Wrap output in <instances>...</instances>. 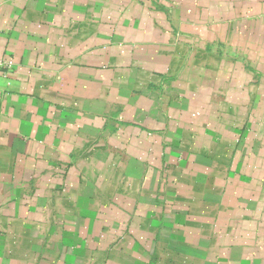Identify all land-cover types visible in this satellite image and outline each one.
I'll list each match as a JSON object with an SVG mask.
<instances>
[{"label": "crops", "instance_id": "obj_1", "mask_svg": "<svg viewBox=\"0 0 264 264\" xmlns=\"http://www.w3.org/2000/svg\"><path fill=\"white\" fill-rule=\"evenodd\" d=\"M0 264H264V0H0Z\"/></svg>", "mask_w": 264, "mask_h": 264}, {"label": "built area", "instance_id": "obj_2", "mask_svg": "<svg viewBox=\"0 0 264 264\" xmlns=\"http://www.w3.org/2000/svg\"><path fill=\"white\" fill-rule=\"evenodd\" d=\"M4 61L0 59V68H2V66L4 65Z\"/></svg>", "mask_w": 264, "mask_h": 264}]
</instances>
